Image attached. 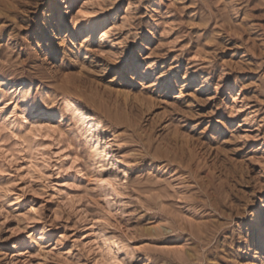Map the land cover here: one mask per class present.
<instances>
[{"label":"rangeland","instance_id":"obj_1","mask_svg":"<svg viewBox=\"0 0 264 264\" xmlns=\"http://www.w3.org/2000/svg\"><path fill=\"white\" fill-rule=\"evenodd\" d=\"M81 1L0 0V264H264V0Z\"/></svg>","mask_w":264,"mask_h":264},{"label":"bare ground","instance_id":"obj_2","mask_svg":"<svg viewBox=\"0 0 264 264\" xmlns=\"http://www.w3.org/2000/svg\"><path fill=\"white\" fill-rule=\"evenodd\" d=\"M81 3H82V5H81L82 8H86L87 6H90V3H91V2H89L88 0H82ZM63 85H64V84H63ZM68 87H69V86H68ZM70 88H71V87H70ZM67 90H68V89H67ZM80 110H81V109H80ZM85 112H88V110H85ZM92 124H93L94 127H97V126H98L97 123H92ZM171 145H172V143H171ZM170 147H171V146H170ZM171 149H172V148H171ZM174 149H175V148H174ZM174 149H173V151H172V150H170V148H169V149H168V153H170V155H171L172 152H174ZM177 151H178V150H177ZM175 152H176V151H175ZM176 154H177V153H176ZM183 154H184V153H183ZM179 155H180V154H179ZM181 157H182V155H181ZM173 159H174V158H172L171 156L169 157V160H172V161H173ZM178 160H179V159H178ZM178 160H177V162L180 161V160H179V161H178ZM179 163H180V162H179ZM174 166H175V165H174ZM195 173H196V172H195ZM200 174H201V173H200ZM204 179H205V178H204ZM204 179H202V180H204ZM195 183H196V182H195ZM198 184H199V183H198ZM201 186H202L204 192L208 195V192H207V190H206V189H207V186H204V183H203V182H202ZM197 187H198V186H197ZM216 187H217V186H216ZM225 187H226V186H225ZM227 189H228V188H227ZM225 190H226V188H225ZM226 191H227V190H226ZM208 196H209V195H208ZM195 198H196V197H195ZM207 202H208V200H207ZM212 203H213V202H212ZM212 203H211V205L213 206ZM194 204H195V203H194ZM194 204H193V205H194ZM215 204H216V203H215ZM215 207H216V206H215ZM210 209L212 210L211 207H210ZM211 212H213V211H211ZM199 214H200V213H199ZM196 217H197V216H196ZM206 218H207V217H206ZM197 219H198V218H197ZM198 221H199V220H198ZM195 226H197V225H195ZM221 228L223 229V226H222ZM216 237H217V236H216ZM216 237H215V238H216ZM216 239H217V238H216ZM216 239H215V240H216ZM201 244H202V243H201ZM207 248H208V247H207ZM208 259H209V258H208ZM208 261H209V260H208Z\"/></svg>","mask_w":264,"mask_h":264},{"label":"snow or ice","instance_id":"obj_3","mask_svg":"<svg viewBox=\"0 0 264 264\" xmlns=\"http://www.w3.org/2000/svg\"><path fill=\"white\" fill-rule=\"evenodd\" d=\"M104 183H107L106 181Z\"/></svg>","mask_w":264,"mask_h":264}]
</instances>
